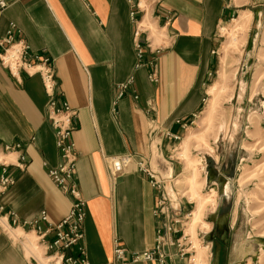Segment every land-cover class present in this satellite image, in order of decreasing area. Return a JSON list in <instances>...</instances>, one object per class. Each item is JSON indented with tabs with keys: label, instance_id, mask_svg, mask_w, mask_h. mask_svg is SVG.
<instances>
[{
	"label": "crops",
	"instance_id": "0c3cea01",
	"mask_svg": "<svg viewBox=\"0 0 264 264\" xmlns=\"http://www.w3.org/2000/svg\"><path fill=\"white\" fill-rule=\"evenodd\" d=\"M132 9L129 0H13L0 12V37L14 22L15 35L29 44V52L48 57L58 93L76 108L75 177L86 201L83 244L90 264L111 259L114 236L129 252L151 248L160 224L172 223L170 213H155L158 190L136 162L142 156L168 175L178 171L174 162L167 164L175 140L165 132L181 136L198 112L215 66L218 26L232 13L227 0L149 4L141 19L156 34L145 26L151 48L140 62ZM156 46L161 49L153 79ZM46 100L38 73L12 74L0 63V173L14 178L0 186V264H29L35 256L27 252L25 239L36 232L24 221L45 210L47 220L56 222L69 210L68 195L47 173L60 157ZM237 219L225 216L208 264H247L264 250L258 243L243 251ZM4 222L25 238L11 239ZM169 251V262L182 264L170 246Z\"/></svg>",
	"mask_w": 264,
	"mask_h": 264
},
{
	"label": "rangeland",
	"instance_id": "374dc122",
	"mask_svg": "<svg viewBox=\"0 0 264 264\" xmlns=\"http://www.w3.org/2000/svg\"><path fill=\"white\" fill-rule=\"evenodd\" d=\"M227 1L232 13L218 26L215 66L201 106L167 159L178 171L166 187L180 202L173 203L177 207L170 214L182 219L188 251L180 257L169 240L166 247L182 264L211 261L217 244L212 228L224 212L238 218L243 251L258 243L264 247V0ZM143 24L156 34L150 23ZM28 236V249L39 256L36 237ZM233 251L241 258L239 250ZM247 264H264V250Z\"/></svg>",
	"mask_w": 264,
	"mask_h": 264
},
{
	"label": "built area",
	"instance_id": "2783aa9c",
	"mask_svg": "<svg viewBox=\"0 0 264 264\" xmlns=\"http://www.w3.org/2000/svg\"><path fill=\"white\" fill-rule=\"evenodd\" d=\"M13 0H0V12ZM132 2L133 9L131 15L135 18L136 27L134 31V42L137 49V56L142 62V56L146 47L151 48V41L145 33V25L141 19L146 12L149 4L153 2H161V0H129ZM141 12L139 18L137 13ZM139 19V20H138ZM169 20V17H167ZM17 31L14 22H10L4 36L0 37V63L6 67L12 74H16L20 70H24L28 74L38 73L41 77L43 88L47 94L46 109L50 123L53 126L55 135V144L59 154V162L47 169V173L54 183L68 195L70 206L68 212L56 222H49L45 210H41L33 218L24 221L34 227L36 235V243L42 242V252L39 257L27 245L29 238L25 239V248L32 256L29 264H90L83 244L84 231L82 221L85 216L86 201L82 197L80 189L77 186L75 177V166L77 159V150L72 137V132L76 128V108L72 107L68 101L58 93L56 89L55 70L52 63L48 61V57L39 56V54L29 52V44L21 37L15 35ZM161 46L154 48V57L150 60L153 66V72L150 77L155 79L156 54ZM132 80L129 76L121 87H126L127 83ZM193 119L191 120V122ZM186 125V122H183ZM165 135L173 138L175 141L180 138L177 133L166 131ZM117 161V160H114ZM137 166L140 170L148 175L153 186L158 190L157 204L155 213H170V208L174 202H179L175 198L174 193H170L167 189V180L173 179L174 174L168 175L166 168H161L151 163L149 158L140 157L137 160ZM119 170V169H118ZM14 181L13 176L0 173V186L5 187ZM174 183V182H173ZM180 203V202H179ZM177 207V206H176ZM187 214L184 215L186 217ZM171 224L165 226L160 224L157 229V236L153 247L142 250L128 251L120 242L118 237H113V247L111 259L105 264H125L127 261L150 260L155 259L159 264H171L168 257L171 252L166 247L168 240L177 246V252L181 257L184 252L188 251L183 247L182 240L185 234L182 229V219L177 213L170 214ZM6 232L11 239L14 237L10 234L12 229L9 225L5 227ZM180 233L181 235H176ZM20 237L25 238V235ZM28 237V236H27ZM173 237L175 240L173 241ZM16 240V239H14ZM29 248V249H28Z\"/></svg>",
	"mask_w": 264,
	"mask_h": 264
},
{
	"label": "flooded vegetation",
	"instance_id": "af4514ba",
	"mask_svg": "<svg viewBox=\"0 0 264 264\" xmlns=\"http://www.w3.org/2000/svg\"><path fill=\"white\" fill-rule=\"evenodd\" d=\"M225 216H227V213L224 212L223 214H221L220 216H218L217 220L214 221L215 225L213 226L212 228V235L214 237L215 240H217L218 238L216 237L217 235V232H221L222 229H223V224H224V219H225ZM216 246V244H215Z\"/></svg>",
	"mask_w": 264,
	"mask_h": 264
},
{
	"label": "bare ground",
	"instance_id": "6f19581e",
	"mask_svg": "<svg viewBox=\"0 0 264 264\" xmlns=\"http://www.w3.org/2000/svg\"><path fill=\"white\" fill-rule=\"evenodd\" d=\"M175 182V181H174ZM171 184V183H170ZM172 187V186H171ZM170 187H168L167 189H169ZM171 189V188H170ZM169 189V190H170ZM171 191V190H170ZM176 204V203H175ZM3 225L5 226V227H7V224L4 222L3 223ZM192 225H193V223H192ZM23 231H20V229L19 230H12L11 232H10V234L14 237V239H18V237L20 236V234L22 233ZM28 243H32V240L31 239H29V241H27V245H28ZM33 245V244H32ZM30 252H34V251H31L30 250Z\"/></svg>",
	"mask_w": 264,
	"mask_h": 264
}]
</instances>
